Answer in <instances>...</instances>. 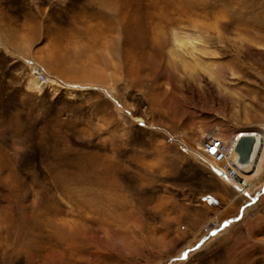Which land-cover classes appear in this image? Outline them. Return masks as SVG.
<instances>
[{"label": "rangeland", "instance_id": "1", "mask_svg": "<svg viewBox=\"0 0 264 264\" xmlns=\"http://www.w3.org/2000/svg\"><path fill=\"white\" fill-rule=\"evenodd\" d=\"M263 123L264 0H0V264H264V171L177 140Z\"/></svg>", "mask_w": 264, "mask_h": 264}, {"label": "bare ground", "instance_id": "2", "mask_svg": "<svg viewBox=\"0 0 264 264\" xmlns=\"http://www.w3.org/2000/svg\"><path fill=\"white\" fill-rule=\"evenodd\" d=\"M187 36L178 34V33L175 35L174 40L177 43V45L180 47V49L181 47L183 48L188 47V46H190V48L194 47L193 46L194 42L191 41V39L188 40ZM16 56H19L23 58L24 60H26L29 66L32 68L33 77L31 79V85H30L31 88H38V89L42 88L43 84H41L39 80L40 74H43L45 78V85L50 86L54 90H58L60 88H66L68 91H71L72 95L74 94L73 91L75 89H85V88H90V87H96V85H94L93 83H89L86 85H79V84H73L71 82H65L61 78H59L57 75H53L49 73V71L45 68V66L41 64L40 62L36 60L27 59L25 56L21 54H16ZM199 66L201 67V70L204 71L205 74L208 75L207 76L208 78H207L202 72L199 71L196 75L202 78L201 80L207 79L212 83V86H216V87L221 86V80L215 77V74L212 70H209L207 66H202V65H199ZM192 74H193V71H192ZM230 74H234V73L230 71ZM224 79H227V76H224ZM254 128L256 129V132H257L256 134L240 133V134H231L229 137H226L223 133H221L222 127L219 125H216L210 129L200 128L197 134L195 133L194 136L192 134V136L189 137V141L185 139H177V140L182 145V148L190 156H192L196 160L204 161L203 162L204 165H206L207 167H210L211 170L214 171L215 174H217L219 177L221 176L220 177L221 179L231 184L240 194H243V195L246 194L250 198H252L254 194L258 195L257 183L260 179L261 174L264 171V123L258 126H255ZM235 135L239 136L238 142L244 136H254L255 138L253 151L251 153V159L248 162L243 163L240 161V155L237 152V150L232 155V159L239 160V165L242 168L241 171L239 172L241 176V179L239 181H234L231 178L224 177L223 166L225 163L224 162L219 163L215 161L213 157L205 154L203 150L204 139L208 136L220 137L224 141L230 143L233 141V137Z\"/></svg>", "mask_w": 264, "mask_h": 264}, {"label": "built area", "instance_id": "3", "mask_svg": "<svg viewBox=\"0 0 264 264\" xmlns=\"http://www.w3.org/2000/svg\"><path fill=\"white\" fill-rule=\"evenodd\" d=\"M39 80L41 84L45 85V78L43 74L39 75ZM238 137L239 136L235 135L233 137V141L228 143L220 137L208 136L204 139L203 142V150L205 154L213 157L215 161L219 163L224 162L225 163L223 166L224 177L231 178L234 181H239L241 179L239 172L242 169L241 166L239 165V160L232 159V155L236 151ZM211 147H215L217 149V154H213L212 152L206 150Z\"/></svg>", "mask_w": 264, "mask_h": 264}, {"label": "water", "instance_id": "4", "mask_svg": "<svg viewBox=\"0 0 264 264\" xmlns=\"http://www.w3.org/2000/svg\"><path fill=\"white\" fill-rule=\"evenodd\" d=\"M254 136H244L237 144V152L240 155V161L245 163L251 159V153L254 147Z\"/></svg>", "mask_w": 264, "mask_h": 264}, {"label": "snow or ice", "instance_id": "5", "mask_svg": "<svg viewBox=\"0 0 264 264\" xmlns=\"http://www.w3.org/2000/svg\"><path fill=\"white\" fill-rule=\"evenodd\" d=\"M206 150L212 152L213 154H217V149L215 147H211V148L206 149ZM213 235H215V233H213Z\"/></svg>", "mask_w": 264, "mask_h": 264}]
</instances>
